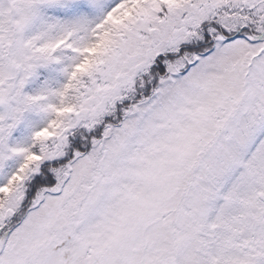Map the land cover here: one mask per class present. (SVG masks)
I'll use <instances>...</instances> for the list:
<instances>
[{"label": "snow or ice", "instance_id": "1", "mask_svg": "<svg viewBox=\"0 0 264 264\" xmlns=\"http://www.w3.org/2000/svg\"><path fill=\"white\" fill-rule=\"evenodd\" d=\"M0 107V264H264V0H0Z\"/></svg>", "mask_w": 264, "mask_h": 264}, {"label": "trees", "instance_id": "2", "mask_svg": "<svg viewBox=\"0 0 264 264\" xmlns=\"http://www.w3.org/2000/svg\"><path fill=\"white\" fill-rule=\"evenodd\" d=\"M56 56L59 58L58 60H54V69L56 68V70H59V74L60 76L54 77L53 75H48L49 79L46 81V77H47V72L43 69H37L38 71L35 72L33 78L31 79V81L24 86L23 88V93L25 95H37V94H48L51 92H54L56 90H59L60 88L63 87V85L67 82V76L64 77L63 74H67L65 69L68 68V66L71 63V54H65L62 52H58L56 53ZM54 81V82H53ZM49 99H51V97H49ZM47 101H42V103H46ZM45 126V124H41L37 127H33L31 129V137L32 134L34 133V131L38 130L39 128ZM21 127L19 126L11 132L10 136L7 138L6 140V145H7V149H10L12 147H16V146H27L28 144L31 143V137H30V143L28 144H23L21 143V139H23V137L21 138ZM7 149H5L7 151ZM19 157L16 155H13L10 157H8V159L5 161V165L6 167H14L15 165L18 164L19 162Z\"/></svg>", "mask_w": 264, "mask_h": 264}, {"label": "rangeland", "instance_id": "3", "mask_svg": "<svg viewBox=\"0 0 264 264\" xmlns=\"http://www.w3.org/2000/svg\"><path fill=\"white\" fill-rule=\"evenodd\" d=\"M53 65H54L53 61L38 62L33 74L25 82V86L31 81L35 72L38 71L37 69H39V68L43 69L47 72V77L45 79L46 81L49 79L50 75H53V74H54V77L58 78V76H60L59 70H56V68L54 69ZM48 75H49V77H48ZM63 76L66 77L67 74H63ZM3 111H4L3 107H0V112H3ZM49 118H50L49 114L45 113L43 111H39L36 109H26L23 112V114L21 116V120L17 125V128L19 126L21 127V135H22L21 138L23 137V139H21V143H23V144L30 143L31 129L33 127H37L41 124H46L47 120ZM7 154H8V157H10V158H11V156L14 155V154H11L10 152H8Z\"/></svg>", "mask_w": 264, "mask_h": 264}, {"label": "clouds", "instance_id": "4", "mask_svg": "<svg viewBox=\"0 0 264 264\" xmlns=\"http://www.w3.org/2000/svg\"><path fill=\"white\" fill-rule=\"evenodd\" d=\"M42 61H45V60H43V59L39 60V62H42ZM37 95H41V94H37ZM47 95H49V97H51V99H49V101H47V102H51V100L55 99V97H53L51 95V93H48ZM46 103H42V101H36V102L26 101L25 104L23 105V107L25 110L26 109H36V110L43 111V112L47 113L46 112Z\"/></svg>", "mask_w": 264, "mask_h": 264}]
</instances>
